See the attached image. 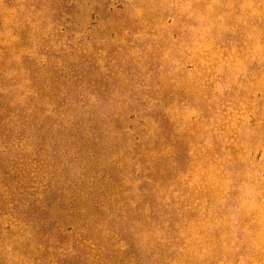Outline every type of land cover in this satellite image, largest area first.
Listing matches in <instances>:
<instances>
[{"label":"rangeland","instance_id":"374dc122","mask_svg":"<svg viewBox=\"0 0 264 264\" xmlns=\"http://www.w3.org/2000/svg\"><path fill=\"white\" fill-rule=\"evenodd\" d=\"M0 264H264V0H0Z\"/></svg>","mask_w":264,"mask_h":264}]
</instances>
